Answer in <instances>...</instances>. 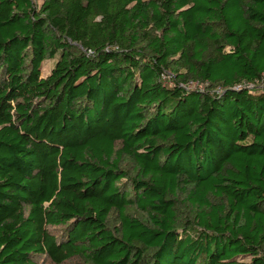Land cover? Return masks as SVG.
<instances>
[{"label":"trees","instance_id":"trees-1","mask_svg":"<svg viewBox=\"0 0 264 264\" xmlns=\"http://www.w3.org/2000/svg\"><path fill=\"white\" fill-rule=\"evenodd\" d=\"M43 258L264 264V0H0V264Z\"/></svg>","mask_w":264,"mask_h":264},{"label":"rangeland","instance_id":"rangeland-1","mask_svg":"<svg viewBox=\"0 0 264 264\" xmlns=\"http://www.w3.org/2000/svg\"><path fill=\"white\" fill-rule=\"evenodd\" d=\"M36 1L38 3H41L42 0H36ZM53 64H54L53 61H49V60L45 61V63L43 64V69H42V76L43 77H45L49 73V71L52 68ZM51 231L55 233V229L54 228H52ZM77 262H78V260L71 259V260H68L67 262H65L64 264H76ZM41 263L42 264H52L46 258H43L42 261H41Z\"/></svg>","mask_w":264,"mask_h":264}]
</instances>
